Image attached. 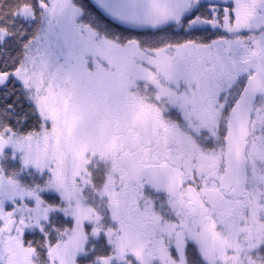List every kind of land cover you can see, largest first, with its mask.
Wrapping results in <instances>:
<instances>
[{"label":"snow or ice","instance_id":"1","mask_svg":"<svg viewBox=\"0 0 264 264\" xmlns=\"http://www.w3.org/2000/svg\"><path fill=\"white\" fill-rule=\"evenodd\" d=\"M0 264H264V0H0Z\"/></svg>","mask_w":264,"mask_h":264}]
</instances>
